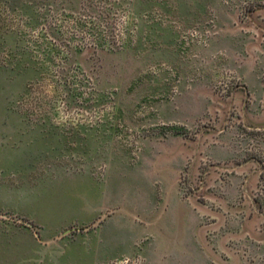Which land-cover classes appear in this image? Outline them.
<instances>
[{
  "label": "rangeland",
  "instance_id": "obj_1",
  "mask_svg": "<svg viewBox=\"0 0 264 264\" xmlns=\"http://www.w3.org/2000/svg\"><path fill=\"white\" fill-rule=\"evenodd\" d=\"M0 264H264V0H0Z\"/></svg>",
  "mask_w": 264,
  "mask_h": 264
}]
</instances>
